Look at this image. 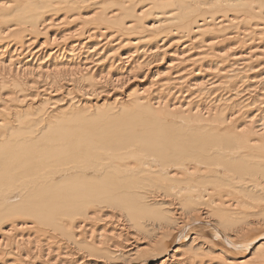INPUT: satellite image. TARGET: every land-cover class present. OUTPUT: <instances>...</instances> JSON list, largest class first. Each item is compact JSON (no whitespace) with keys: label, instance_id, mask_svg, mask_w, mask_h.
Instances as JSON below:
<instances>
[{"label":"bare ground","instance_id":"6f19581e","mask_svg":"<svg viewBox=\"0 0 264 264\" xmlns=\"http://www.w3.org/2000/svg\"><path fill=\"white\" fill-rule=\"evenodd\" d=\"M0 264H264V0H0Z\"/></svg>","mask_w":264,"mask_h":264}]
</instances>
